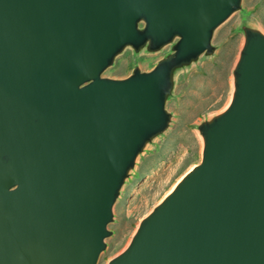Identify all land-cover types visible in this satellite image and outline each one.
<instances>
[{"label": "water", "instance_id": "water-1", "mask_svg": "<svg viewBox=\"0 0 264 264\" xmlns=\"http://www.w3.org/2000/svg\"><path fill=\"white\" fill-rule=\"evenodd\" d=\"M241 0H0V264H96L136 158L169 125L177 69ZM141 24V25H140ZM199 163L108 264H264V33L243 27ZM171 51L102 76L125 48Z\"/></svg>", "mask_w": 264, "mask_h": 264}, {"label": "rangeland", "instance_id": "rangeland-1", "mask_svg": "<svg viewBox=\"0 0 264 264\" xmlns=\"http://www.w3.org/2000/svg\"><path fill=\"white\" fill-rule=\"evenodd\" d=\"M243 27L264 33V0H241L240 7L214 30V51L202 53L175 72L174 87L165 103L170 123L136 158L113 205L107 226L110 234L96 264H108L124 250L141 219L199 163L203 142L198 126L223 111L231 99L233 69L245 38ZM171 46L155 52L125 47L102 76L123 78L135 68L151 70L170 53Z\"/></svg>", "mask_w": 264, "mask_h": 264}]
</instances>
